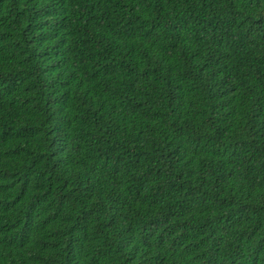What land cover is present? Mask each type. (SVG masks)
Returning <instances> with one entry per match:
<instances>
[{"label":"trees","instance_id":"trees-1","mask_svg":"<svg viewBox=\"0 0 264 264\" xmlns=\"http://www.w3.org/2000/svg\"><path fill=\"white\" fill-rule=\"evenodd\" d=\"M0 264H264V0H0Z\"/></svg>","mask_w":264,"mask_h":264}]
</instances>
